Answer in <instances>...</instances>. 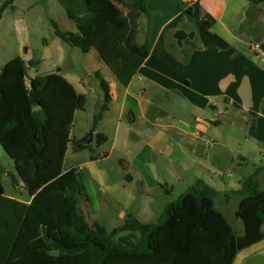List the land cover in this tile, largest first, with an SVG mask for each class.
<instances>
[{
  "label": "trees",
  "instance_id": "trees-1",
  "mask_svg": "<svg viewBox=\"0 0 264 264\" xmlns=\"http://www.w3.org/2000/svg\"><path fill=\"white\" fill-rule=\"evenodd\" d=\"M16 1L0 0V21L14 12ZM57 1L78 32L63 33L53 23L56 35L85 54L95 50L128 87L152 49L148 42L138 43L141 19L151 18L149 0H119V6L115 0ZM37 65L16 57L0 72V145L15 165L19 181L13 179V185L29 194V199L7 196L1 178L11 174L0 168V264H234L242 251L264 241V167L230 193L196 180L156 223L141 222L132 213L112 231L90 223L82 208L90 203L87 173L79 166L65 168L75 112L85 109L87 97L61 70L28 85V70ZM96 76L103 103L94 134L112 103L110 83ZM95 138L100 146L108 141L101 133ZM235 196L242 197L236 217L245 225L243 235L216 206L217 200L229 203Z\"/></svg>",
  "mask_w": 264,
  "mask_h": 264
},
{
  "label": "crops",
  "instance_id": "crops-1",
  "mask_svg": "<svg viewBox=\"0 0 264 264\" xmlns=\"http://www.w3.org/2000/svg\"><path fill=\"white\" fill-rule=\"evenodd\" d=\"M148 9L151 18L144 16L141 19L138 43L150 44L149 57L124 92L115 91L109 82L112 103L122 102L118 129L126 110H132L135 123L142 124L134 138L138 142L143 139L144 146L135 158L129 160L127 169L141 176L139 182L149 196L154 189L149 179L156 183L158 176L153 162L142 159L145 151L150 154L159 152L177 163H185L184 156H191L192 167L196 162L211 161L215 157L213 168L217 171L208 169L206 178L201 175L196 180L205 181L221 193L242 189L250 176L242 164L250 161L241 155L240 168L232 169L237 152L221 142L225 132L220 116L226 118L229 108L234 107L238 116L248 113L253 122H261L260 127L264 124V4L256 5L252 0H149ZM64 78L79 93L74 82L65 75ZM27 84H30L28 80ZM245 89L250 93L248 102L243 99ZM159 101H172L178 107V114L172 116L156 107ZM154 108L158 115L152 117ZM187 113L190 118H184ZM147 126L149 130L145 131ZM69 152L70 146L67 154ZM76 166L86 172L85 164ZM129 180L135 182L136 176H129ZM263 180L264 172L262 186ZM235 199L239 208L242 200L239 196L229 203L220 199L216 201L226 219L222 209ZM82 208L90 223H100L108 228L100 222L90 204H82ZM238 222L235 230L243 235L245 225L240 220ZM261 245L264 241L242 251L234 264L241 258L249 259V264L256 257L264 258L251 253L253 248Z\"/></svg>",
  "mask_w": 264,
  "mask_h": 264
},
{
  "label": "rangeland",
  "instance_id": "rangeland-1",
  "mask_svg": "<svg viewBox=\"0 0 264 264\" xmlns=\"http://www.w3.org/2000/svg\"><path fill=\"white\" fill-rule=\"evenodd\" d=\"M115 4L119 6V0H115ZM53 23H56L63 33L78 32L76 23L69 19L65 9L57 0H17L14 12L7 11L0 21V71L11 60L23 57L27 63L38 62L36 67L28 70V83L32 76H47L58 73L59 70L70 78L79 93L86 95L87 103L84 110L78 111L74 120L72 143L65 162L66 170L78 163L85 164L87 176L84 186L89 204L91 209L97 212L100 222L106 224L110 230L123 226L128 212L133 213L142 222H158L166 205L178 201L198 177L203 175L202 177L206 178L209 175L208 169L217 171L213 168L215 157H212L211 161L204 159L199 164L196 162L192 167L191 156L189 158L188 155L184 156L185 163H177L165 158L159 152L150 154L145 151L142 159L145 162H153L158 176L156 183L148 178L154 186L148 196L146 188L139 182L141 176L136 175L134 170L122 167V163L129 164V160L135 158L141 151L144 140L138 142L134 138L142 124L140 122L129 124L128 114L132 110H126L121 128L118 129L121 100L111 104L110 111L106 113L96 131L105 134L108 141L100 146L95 138L93 144L86 150L76 152L75 144L93 133L94 119L103 103V92L97 73L112 83L115 91L122 93L125 87L118 82L95 50L85 54L81 49L65 43L56 35ZM156 107L170 112L172 116L178 114V107L172 101H159ZM155 111L156 108L152 110V117L158 115ZM235 113H237L235 108L230 107L226 118L220 116L225 132L224 140L221 142L237 152L232 169L240 168L239 156L243 155L250 161L242 164L243 169L251 175L256 168L264 164V124L260 127L261 122H253L248 113L239 116L237 113L235 119ZM184 118H190V115L187 113ZM147 129L149 130L148 126L145 127V131ZM92 157H96V160L92 161ZM0 168L11 174V177L4 174L1 178L7 196L29 199L25 189L13 185V179L17 178L15 165L1 145ZM145 172L147 173V170ZM129 176H136V181L130 182ZM17 180L19 181L18 178ZM162 185L164 188L161 187ZM166 191L170 193L167 194ZM237 202L238 200L235 199L222 209L228 222L235 229L239 223V219L235 216V211L238 209ZM251 253L264 256V245L253 248ZM249 261L241 258L236 264H249Z\"/></svg>",
  "mask_w": 264,
  "mask_h": 264
},
{
  "label": "water",
  "instance_id": "water-1",
  "mask_svg": "<svg viewBox=\"0 0 264 264\" xmlns=\"http://www.w3.org/2000/svg\"><path fill=\"white\" fill-rule=\"evenodd\" d=\"M243 99H244L245 102L250 101V93L246 89H245V97L243 96ZM135 121H136L135 114H134V112L131 111L128 114V122H129V124L132 125V124L135 123ZM94 139H95V134L94 133H90L89 135H87L86 137H84L83 139H81L80 141H78L75 144V146L77 148H81L82 146H89V145H91L94 142ZM122 167L124 169H127L129 167V164L124 162V163H122ZM252 264H264V258L263 257H256L253 260V263Z\"/></svg>",
  "mask_w": 264,
  "mask_h": 264
}]
</instances>
